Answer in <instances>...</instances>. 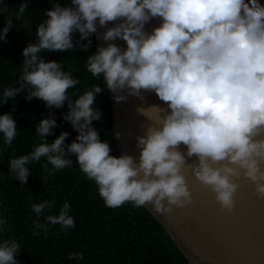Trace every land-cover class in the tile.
Here are the masks:
<instances>
[{"label":"clouds","instance_id":"9594fccd","mask_svg":"<svg viewBox=\"0 0 264 264\" xmlns=\"http://www.w3.org/2000/svg\"><path fill=\"white\" fill-rule=\"evenodd\" d=\"M27 8L21 3L17 19ZM47 19L36 28V42L22 50L23 64L17 80L19 87L3 90L2 103L26 92L24 99L42 100L49 109L67 103L63 116L77 133L65 144L68 132H61L51 143L48 137L56 121L49 116L36 125L41 143L27 155L11 158L12 178L25 184L30 162L46 158L42 168L49 175L72 166L69 156L96 186L107 207H120L125 202L152 207L161 213L171 206L182 208L192 197L181 169L186 157L195 155L190 165L194 177L215 194L220 207L231 213L241 175L255 186L258 199H264V5L258 0H70L54 3L45 11ZM161 23L151 32L144 31L150 19ZM120 21V22H117ZM113 26L101 34L105 42L117 38L125 42L97 48L87 57V70L93 77L103 75L108 91L120 102L139 96L141 90L152 91L166 104L158 110L156 127L149 126L136 137L138 157L122 154L111 156L110 146L101 141L93 121L101 112L93 107L101 87L94 85L74 102L67 90L79 81L71 72L62 71L61 63L45 62L41 52L70 51L79 47L87 51L90 36L97 23ZM9 18L0 29V40L12 28ZM79 33L73 41L72 34ZM85 41V43H81ZM138 112L144 115L145 109ZM0 133L4 144L11 147L17 135L11 114L0 115ZM262 137L256 139V137ZM186 146L183 154L180 145ZM219 165V166H215ZM55 201L32 205L39 217ZM65 201L59 215L44 217L61 230L75 227ZM37 229L46 224L34 221ZM7 231L6 218L0 219V233ZM38 234V233H34ZM20 246L12 239L0 243V264H18L15 256ZM69 259L81 260L80 253Z\"/></svg>","mask_w":264,"mask_h":264},{"label":"trees","instance_id":"16d2710c","mask_svg":"<svg viewBox=\"0 0 264 264\" xmlns=\"http://www.w3.org/2000/svg\"><path fill=\"white\" fill-rule=\"evenodd\" d=\"M21 3H26L27 8L19 15L24 20L19 38L0 40V115L11 114L17 128L11 147L4 144L0 133V219L6 218L7 228L0 233V243L12 239L20 246L15 256L18 264H190L145 206L125 202L120 207H107L96 184L76 164L74 155L69 156L72 166L56 170L53 175L48 174L52 168L50 164L48 169L42 168L46 158L41 157L39 162L26 165L29 177L25 184L21 185L12 178L9 160L29 154L41 143L35 130L41 119L51 116L56 121L53 135L47 138L48 143L61 132L69 133L66 145L77 135L70 122L63 119L68 112L67 103L61 108L49 109L42 100H25L26 92L2 103L6 87H19L17 80L24 59L22 50L29 43L36 42V28L47 19L45 11L54 3L63 6L70 0H0V17L4 10L17 16ZM72 38L74 42L78 40L79 33L74 32ZM89 39L91 46L87 51L77 46L70 51L41 52L40 56L45 62L61 63V70L71 72L72 78L79 81L74 88L67 90L73 102L94 85L101 87L102 92L97 94L93 107L100 110L102 118L93 121L92 126L100 140L109 144V154L119 157L113 131L111 92L102 74L99 78L93 77L87 70V57L97 49L95 34ZM53 200L55 205L39 217L32 211L33 204ZM65 201L70 204L69 215L74 218L75 227L61 230L59 224L52 225L44 217L59 215ZM34 221L46 224V230L37 229ZM70 253H80L83 259H69Z\"/></svg>","mask_w":264,"mask_h":264},{"label":"water","instance_id":"95a60500","mask_svg":"<svg viewBox=\"0 0 264 264\" xmlns=\"http://www.w3.org/2000/svg\"><path fill=\"white\" fill-rule=\"evenodd\" d=\"M258 2L264 5V0ZM160 23L159 17L150 19L145 23L144 31L151 32ZM112 26L113 22H107L105 27L97 23V48L106 47L107 43L126 47L119 38L109 42L101 39V34ZM120 94L127 98L116 102L115 94L111 92L118 151L120 155L138 157L136 137L143 136L149 126H158L155 123L158 110L154 107L166 108V104L152 91L141 90L139 96L128 95L126 91ZM139 108L145 109L144 115L137 111ZM177 150L183 154L186 146L181 144ZM195 162V155L186 157L181 169L192 197L190 204L182 208L171 206V211L165 213L157 212L151 204L145 207L166 229L190 264H264V199L257 198L254 184L243 175L234 180L238 188L233 197L234 208L228 213L216 202L212 190L194 177L190 165ZM260 166L264 169V164Z\"/></svg>","mask_w":264,"mask_h":264},{"label":"rangeland","instance_id":"374dc122","mask_svg":"<svg viewBox=\"0 0 264 264\" xmlns=\"http://www.w3.org/2000/svg\"><path fill=\"white\" fill-rule=\"evenodd\" d=\"M13 17L12 20V28L8 31L6 38H19V30L21 27L24 25V20L22 17L19 16V19H17V16L14 15L13 12L11 11H5L4 10V15L0 17V26L4 27L7 19Z\"/></svg>","mask_w":264,"mask_h":264}]
</instances>
